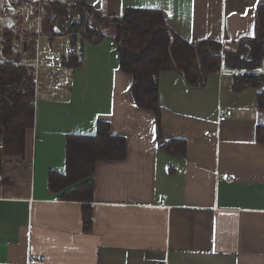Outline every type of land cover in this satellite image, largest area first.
<instances>
[{
    "label": "crops",
    "instance_id": "obj_1",
    "mask_svg": "<svg viewBox=\"0 0 264 264\" xmlns=\"http://www.w3.org/2000/svg\"><path fill=\"white\" fill-rule=\"evenodd\" d=\"M82 1L106 16L158 9L182 39H210L225 48L252 38L255 10L264 5ZM11 5L0 0V6ZM36 9L35 0H25L0 18V30L12 28L23 45L20 62L26 50L42 65L24 155L3 156L0 139V264H264V144L255 142L256 91H234L236 72L223 64L202 89L188 88L176 72L159 73L161 138L185 144L184 155L169 154L156 140L153 112L133 102L131 77L118 67L112 38L77 42L73 54L82 65L67 70L59 59L70 53L69 38L49 42L40 31L37 37ZM43 39L49 49L40 52ZM55 67L60 71L51 76ZM97 121L125 139L126 154L95 164L87 180L93 185L92 229L85 233L82 204L63 200L65 191L52 193L48 175L65 171L66 136L93 135Z\"/></svg>",
    "mask_w": 264,
    "mask_h": 264
},
{
    "label": "trees",
    "instance_id": "obj_2",
    "mask_svg": "<svg viewBox=\"0 0 264 264\" xmlns=\"http://www.w3.org/2000/svg\"><path fill=\"white\" fill-rule=\"evenodd\" d=\"M45 17L40 34L49 42L68 37L70 53L60 63L73 70L82 60L73 54L77 42L96 45L110 36L118 51L120 71L131 77L130 92L135 106L154 114L155 137L159 147L169 154L184 155L180 140L161 138L158 105V75L176 72L190 89H202L210 74L218 73L222 64L236 72L232 89L256 91V109L260 114L255 142L264 144V75L257 73L264 59V5L255 10L252 38L225 48L220 42L202 39L190 43L166 24L158 9L125 8L118 16H106L82 0H42ZM0 35V139L3 156L21 157L25 152L26 132L34 125V70L23 67V45L12 28ZM28 48V47H27ZM26 48V49H27ZM126 154V141L113 135L107 121H97L93 135L68 134L65 142L64 173L50 172L48 188L64 192L65 201L82 204L83 231L92 229L93 185L87 181L100 161H120Z\"/></svg>",
    "mask_w": 264,
    "mask_h": 264
},
{
    "label": "built area",
    "instance_id": "obj_3",
    "mask_svg": "<svg viewBox=\"0 0 264 264\" xmlns=\"http://www.w3.org/2000/svg\"><path fill=\"white\" fill-rule=\"evenodd\" d=\"M37 4V12L35 16V22H36V34L37 37H39V31H40V23L44 18L43 15V8L41 6L42 0H35ZM25 5V0H12V5L11 8L5 7V6H0V18H7L11 14V12L16 13V11L19 9V7ZM75 53H77V50H75ZM23 55V62L20 64L23 67H31L34 70V82H33V92H34V97L37 91V71L42 68V65L39 64L38 62V55L35 53L34 57L31 58L29 53L24 50L22 52ZM60 71V67H55L54 71L50 73L51 76H53L55 73H58ZM258 74L264 75V59L260 63V69L257 71ZM231 112L226 111L224 115L230 116ZM229 180V178H227Z\"/></svg>",
    "mask_w": 264,
    "mask_h": 264
},
{
    "label": "rangeland",
    "instance_id": "obj_4",
    "mask_svg": "<svg viewBox=\"0 0 264 264\" xmlns=\"http://www.w3.org/2000/svg\"><path fill=\"white\" fill-rule=\"evenodd\" d=\"M2 34L1 30H0V35ZM48 42L46 39H43L41 41H39V50L40 52H42L43 48L46 47L49 49V47L47 46ZM53 46V50L55 51L57 49V46L55 44L52 45ZM35 49V47H34ZM34 51V50H33Z\"/></svg>",
    "mask_w": 264,
    "mask_h": 264
}]
</instances>
